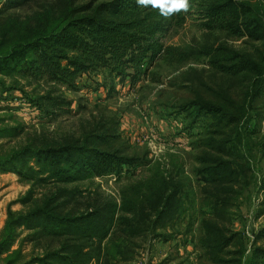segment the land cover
Instances as JSON below:
<instances>
[{"label": "rangeland", "instance_id": "obj_1", "mask_svg": "<svg viewBox=\"0 0 264 264\" xmlns=\"http://www.w3.org/2000/svg\"><path fill=\"white\" fill-rule=\"evenodd\" d=\"M9 1L0 0V32L8 22H26L54 7L58 11L87 3L96 7L111 0H25L20 8L8 9ZM209 1L195 0L179 18L171 19L162 40L165 45L196 52L202 45H225L256 58L260 41L206 25L205 6L198 3ZM177 61L159 55L146 60L138 75L130 69L124 77L104 67L79 77L73 91L19 73L0 74V159L27 147H56L93 132L119 135L112 144L137 159L133 166H123L121 177L71 184L45 185L0 172V188L10 186L14 196L6 215L9 208L26 212L50 199L51 208L57 207L55 212L61 215L101 206L107 213L111 202L120 207L124 191L140 186L136 184H143L157 171L178 176L182 183L170 210L162 216L151 213L141 229L118 235L117 246L114 227L103 241L79 235L42 236L33 241L29 235L34 232L20 230L13 247L22 252L20 262L45 258L47 264H65L56 254L51 257L60 253L73 256L75 264L257 263L256 251L264 249V84L255 89L249 121L230 126L210 113H197L206 103L229 107L232 101H242L246 78L214 68L209 57ZM44 95L71 99V112H61L56 118L41 112L31 100ZM206 139H218L213 140L216 149L234 152L223 154L235 163L238 173L225 190L220 182L214 184L202 176L204 164L199 158L206 153L219 156L203 147ZM218 185L219 190L215 189ZM66 189L75 191L67 193ZM121 214L117 211L116 219ZM15 256L16 252L0 259V264Z\"/></svg>", "mask_w": 264, "mask_h": 264}, {"label": "trees", "instance_id": "obj_2", "mask_svg": "<svg viewBox=\"0 0 264 264\" xmlns=\"http://www.w3.org/2000/svg\"><path fill=\"white\" fill-rule=\"evenodd\" d=\"M24 1L10 0L6 8H20ZM189 3L196 4L195 0H189ZM198 4L205 6L206 17L209 18L206 25L210 28L260 41L262 46L256 58L225 45H202L197 52L166 46L162 40L170 28L171 19L179 18L180 12L162 16L159 8L141 6L137 0H111L96 7L89 3L78 8L60 7L61 11L54 7L34 14L26 22H8L0 32V74L11 77L19 73L73 91L77 89L79 77L104 67L124 77L129 75L130 69L138 75L140 66L146 60L153 61L159 55L173 57L178 63L195 56L209 57L214 68L246 78L247 85L242 101H232L229 107L206 103L200 107L197 116L205 112L229 121L230 126L242 120L245 124L249 121L255 89L264 84V2L210 0L206 4ZM31 102L41 112L52 114L54 118L61 112H71L73 104L65 96L53 95L40 96ZM213 134H217V131ZM117 139L119 135L93 132L56 147H27L1 158L0 172L16 173L22 181L45 185L71 184L111 175L121 177L123 166H133L137 159L127 155L125 150L116 148L112 141ZM213 140L206 139L203 147L215 150L219 156L206 153L200 157L204 164L200 170L205 174L202 175L204 179H211L214 184L220 182L225 190L238 173L234 168L235 163L223 154L234 152L225 147L216 149ZM136 185L140 186L123 192L120 207L117 203H109L112 208L107 213H103L101 206L86 213L61 215L55 212L57 207L51 208L52 199L44 206L26 212L9 208L0 233V259H7L16 252V256L6 260L5 264H47L45 258L20 262L21 250H14L13 247L21 236L20 230L24 229L34 232L29 235L33 241L42 236L67 235L103 241L114 227L113 244L117 246L118 235L127 230L138 231L151 213L158 212L162 216L163 212L165 214L170 210L182 187L178 176H165L159 171L143 184ZM215 189L219 190V185ZM66 191L71 193L75 190ZM22 203H27L26 198L22 199ZM117 211L122 214L116 219ZM117 227L121 229L116 230ZM261 234H264V230ZM55 254L65 264H75L71 259L73 256L54 253L51 257ZM255 256L258 258L256 264H264V249H258Z\"/></svg>", "mask_w": 264, "mask_h": 264}, {"label": "clouds", "instance_id": "obj_3", "mask_svg": "<svg viewBox=\"0 0 264 264\" xmlns=\"http://www.w3.org/2000/svg\"><path fill=\"white\" fill-rule=\"evenodd\" d=\"M141 6L159 8L162 16H170L174 13L187 11L190 7L189 0H137Z\"/></svg>", "mask_w": 264, "mask_h": 264}, {"label": "crops", "instance_id": "obj_4", "mask_svg": "<svg viewBox=\"0 0 264 264\" xmlns=\"http://www.w3.org/2000/svg\"><path fill=\"white\" fill-rule=\"evenodd\" d=\"M9 188L10 186H2L0 188V233L5 225L7 206L9 201L14 197Z\"/></svg>", "mask_w": 264, "mask_h": 264}]
</instances>
